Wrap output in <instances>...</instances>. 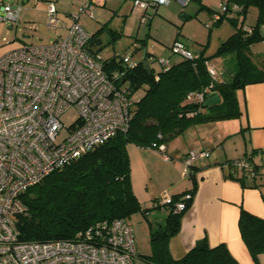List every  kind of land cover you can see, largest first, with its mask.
I'll return each mask as SVG.
<instances>
[{
    "label": "built area",
    "instance_id": "1",
    "mask_svg": "<svg viewBox=\"0 0 264 264\" xmlns=\"http://www.w3.org/2000/svg\"><path fill=\"white\" fill-rule=\"evenodd\" d=\"M104 1L86 0L82 12L93 16L96 5ZM177 1L183 6L189 2ZM169 2L134 0L133 8L143 10L144 21L149 9ZM22 10L21 5L2 3L0 20L17 25ZM47 16L48 27L58 30L61 21L52 1L48 2ZM72 19L66 34L55 41L25 44L0 57V264H134L137 256L134 231L125 219L97 224L76 239L47 242L21 240L15 223L16 216L27 211L20 196L29 187L126 130L131 120L130 91L125 85L117 86L113 80L116 73L111 79L99 54L87 49L90 34L79 24V16ZM171 48L184 58L197 57L181 41H175ZM121 59L129 67L137 63L128 54ZM160 62L168 64V60ZM210 72L213 79L218 78ZM209 90L189 93L188 98L204 102ZM71 107L79 116L59 141L65 128L61 117ZM153 147L166 152L163 144L154 143ZM209 155L204 150L190 151L184 160L186 173L196 160ZM233 165L248 180L264 175V156L257 162L248 155ZM171 203L166 194L158 205ZM184 208V203L176 204V211Z\"/></svg>",
    "mask_w": 264,
    "mask_h": 264
},
{
    "label": "trees",
    "instance_id": "2",
    "mask_svg": "<svg viewBox=\"0 0 264 264\" xmlns=\"http://www.w3.org/2000/svg\"><path fill=\"white\" fill-rule=\"evenodd\" d=\"M226 10L218 12L215 24L228 19L235 32L221 42L213 56L228 57L234 61L233 69L220 72L213 79L206 47L195 52V58H182L159 71L151 67L149 74L144 58L129 67L117 55L102 58L104 69L117 86L125 85L132 95L131 120L126 130L118 132L107 142L83 154L68 165L48 174L29 187L20 199L27 207L24 214L16 216L15 223L23 241L47 242L59 239H76L78 234L97 224L115 219L128 220L133 214H147L134 193L131 181V165L128 144L153 147L165 145L187 128L217 120L238 118L242 111L236 92L249 84L264 82V63L260 65L252 57L253 44L264 41V0H226ZM237 6L238 8H233ZM251 7L257 9L256 23L245 26L244 21ZM230 13H234L231 16ZM102 28L90 35L87 49L99 45ZM111 40L121 35L109 30ZM144 47L146 39L143 40ZM121 56V55H120ZM209 88L206 92H218L221 102L208 107L203 102L188 98ZM143 91L139 98L134 95ZM155 149V148H154ZM235 160L228 161L231 178L245 185L246 177L234 168ZM196 193V183L191 189L171 196L172 203L161 207L168 209L164 222L150 228L151 254L142 255L150 264H239L224 243L211 246L205 237L196 242L182 258L170 254L168 240L179 232L182 218L190 209ZM159 199L155 201L158 205ZM185 208L176 211V204ZM241 236L254 260L264 253V217H257L242 209L239 218Z\"/></svg>",
    "mask_w": 264,
    "mask_h": 264
},
{
    "label": "crops",
    "instance_id": "3",
    "mask_svg": "<svg viewBox=\"0 0 264 264\" xmlns=\"http://www.w3.org/2000/svg\"><path fill=\"white\" fill-rule=\"evenodd\" d=\"M44 1L35 0L36 9L39 8L45 12ZM224 2L226 3V0ZM18 5L20 4L18 3ZM104 5H107V0L96 6ZM215 14L214 21L218 12ZM109 21L103 23L96 31L107 27L109 30L117 31L123 35V30L109 27ZM63 27L66 31L68 26ZM175 41L181 40L175 38ZM183 43L193 52H200L205 48L204 46L202 49H196L194 46ZM258 43L264 44V41ZM255 44L251 46L250 51L254 60L262 65L264 50H254ZM148 62L152 67L151 56H149ZM236 97L242 111L238 118H233L238 119V122L228 121L225 123L224 120H217L198 124L187 128L182 134L175 137L171 141L174 142L171 149L176 160L171 162L172 158L169 156L170 159L165 161L167 163L166 177L155 180L151 189L145 178H150L154 172V165L160 157L158 150L138 145H132L133 147L128 149L134 193L144 209L146 207L155 209V211H149L146 214L149 234L151 226L158 222H164L168 215V209L157 207L155 201L160 200L166 194L173 196L183 193L193 187L194 181L196 183L193 203L182 218L181 228L168 240L170 254L175 259L182 258L197 241L206 237L211 246L220 243L226 244L239 264H264V253L259 255L257 261L254 260L239 228L242 209L257 217H264V175L256 180L246 179L245 185H243L241 181L231 178V167L227 164L228 161L248 155L254 156L257 162H260L264 156V82L249 84L245 88L239 89L236 92ZM185 133L192 136L197 133V139L189 143H183L184 139L179 141V138ZM128 146L127 148H129ZM165 147L166 151H169V145H165ZM193 150L208 151L210 155L207 158L196 160L186 173L184 160ZM138 220L141 221L142 217L140 216ZM134 235L137 247L134 264L148 263L142 255L151 254L152 248L147 244L143 246L138 241L135 232ZM136 259L140 261H136Z\"/></svg>",
    "mask_w": 264,
    "mask_h": 264
},
{
    "label": "rangeland",
    "instance_id": "4",
    "mask_svg": "<svg viewBox=\"0 0 264 264\" xmlns=\"http://www.w3.org/2000/svg\"><path fill=\"white\" fill-rule=\"evenodd\" d=\"M54 2L61 26L58 30H51L48 23L47 6L48 2ZM86 0H45V12L42 9H36L35 0H0L2 3H11L23 7V13L20 22L16 25L9 21L0 20V57L7 52L20 48L25 44H48L55 41L59 36L66 34L63 26H70L73 23L72 16L78 15V22L89 33L93 34L101 27L103 23L109 21V27L117 30H123V35L111 40L110 32L105 27L99 35L101 43L93 46L92 50L98 51L99 56L103 59L117 55L128 54L132 61H140L143 58L144 49L150 53L152 68L159 71L163 68L161 60H168L167 66L181 60L183 57L172 51V45L175 38L185 42L196 49L206 47L205 54L210 56L208 59L210 70L217 76L224 70L233 69L234 61L228 57L213 56L219 44L227 39L236 30L235 26L228 19L221 23L215 24V13L222 11V5L225 0H190L183 6L177 0H170L166 5H159L156 9H149L148 15L143 21V10L133 8L134 0H107V5L96 6L93 16L82 12ZM214 10V11H212ZM196 14V16H194ZM213 14V15H212ZM234 16V13H230ZM189 16V18H187ZM257 9L251 7L245 18V26L251 27L256 23ZM264 31V29H263ZM28 36V37H26ZM146 39V45L142 47L143 40ZM89 44V43H88ZM87 44V46H88ZM257 51L264 50V44L257 43L254 45ZM143 91H139L134 98H139ZM79 116L75 107L65 111L61 119L65 128L60 132L58 140H62L68 135L67 127L70 126ZM231 121L238 122V119L224 120L225 123ZM223 122V123H224ZM198 134L194 136L184 134L179 141L184 139L183 143H189L197 139ZM183 137V138H182ZM174 140V139H173ZM173 140L168 141L165 145L170 147L165 153L158 151L160 157L154 165V172L150 178H145L148 187L151 189L155 180L165 178L167 175V166L165 156L175 161L176 156L171 149ZM134 143L129 144V150ZM144 187V186H143ZM149 211H155L151 207H146ZM142 217L139 221L138 218ZM148 216L139 212L128 218L138 241L144 246L147 244L151 248ZM147 242V243H146ZM136 261H140L136 259ZM143 264H149L142 262Z\"/></svg>",
    "mask_w": 264,
    "mask_h": 264
},
{
    "label": "water",
    "instance_id": "5",
    "mask_svg": "<svg viewBox=\"0 0 264 264\" xmlns=\"http://www.w3.org/2000/svg\"><path fill=\"white\" fill-rule=\"evenodd\" d=\"M146 55V49H144V53H143V58ZM144 68L145 70L150 74L151 73V67H150V63L148 61H145L144 63ZM221 102V97L219 95L218 92H211L209 93L204 102H203V106L204 107H208V106H212V105H217Z\"/></svg>",
    "mask_w": 264,
    "mask_h": 264
}]
</instances>
